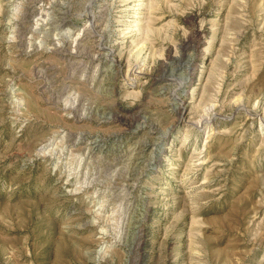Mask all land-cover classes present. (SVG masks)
<instances>
[{
	"label": "rangeland",
	"instance_id": "1",
	"mask_svg": "<svg viewBox=\"0 0 264 264\" xmlns=\"http://www.w3.org/2000/svg\"><path fill=\"white\" fill-rule=\"evenodd\" d=\"M0 264H264V0H0Z\"/></svg>",
	"mask_w": 264,
	"mask_h": 264
}]
</instances>
